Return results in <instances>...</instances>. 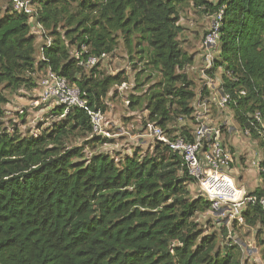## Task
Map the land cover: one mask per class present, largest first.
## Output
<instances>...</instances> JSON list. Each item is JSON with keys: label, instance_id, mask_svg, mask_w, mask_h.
Listing matches in <instances>:
<instances>
[{"label": "trees", "instance_id": "obj_1", "mask_svg": "<svg viewBox=\"0 0 264 264\" xmlns=\"http://www.w3.org/2000/svg\"><path fill=\"white\" fill-rule=\"evenodd\" d=\"M45 28L38 60L28 18L0 0V119L4 93H31L47 69L78 87L88 106L106 110V99L127 84L125 72L108 75L89 58L112 56L122 44L136 73V91L147 72L159 82L131 96L132 110L147 113L170 136L179 118H192L198 93L185 73L194 57L180 42V8L192 4L213 16L223 11L214 71L238 127L264 152V0H39ZM6 5V6H5ZM137 61V64L135 63ZM144 64V68L138 65ZM202 99L209 94L201 89ZM259 113L263 126L255 120ZM24 115V114H23ZM54 122L39 135L9 132L0 122V264H250L238 245L221 248L217 234L196 222L211 212L180 155L155 143L117 160L86 150L108 144L94 135L80 108L56 106ZM75 139L86 140L73 146ZM257 201L264 189L248 194ZM244 224L264 231V210L247 203ZM227 236L226 230L223 231ZM232 239V238H231ZM264 245V242L262 243ZM264 255V250H263Z\"/></svg>", "mask_w": 264, "mask_h": 264}, {"label": "rangeland", "instance_id": "obj_2", "mask_svg": "<svg viewBox=\"0 0 264 264\" xmlns=\"http://www.w3.org/2000/svg\"><path fill=\"white\" fill-rule=\"evenodd\" d=\"M6 6V5H5ZM180 25L183 28L180 35V42L185 51L194 57V64L186 69L188 77L195 82V91L199 94L204 86L202 78L203 55L212 53L216 58L217 50H206L204 46L205 38L209 33L212 24V16L196 9L192 4H186L180 8ZM43 42L37 40L38 60H40L41 47ZM100 63V69L108 74L115 76L118 73L125 72L128 76L126 87L122 86L111 91L106 99V110L104 111V124L102 126L103 134L99 137L107 139L108 144L97 145L94 149H87L86 156L92 154H106L117 160L126 155H132L136 151L142 154L152 153L155 142L146 138L143 126L146 121L147 113L130 108L129 100L131 96L140 95L149 87L159 82L157 74L147 72L145 76H151V79L141 81L146 86L136 91V73L133 64L123 48L122 44L112 56H107ZM137 64V61H135ZM138 68H144V64L138 65ZM42 74V73H41ZM37 75V82L39 81ZM215 79L221 80V73L217 72ZM38 87V86H37ZM9 103L4 107L5 117L0 119L3 128L9 132L18 129L20 132L29 135H39L43 130L50 128L54 122L48 117L52 106L42 104L38 101V91L27 93L24 91L18 94L4 93ZM49 108V109H48ZM214 106L209 109V119L216 126L223 128L222 141L234 157V162L228 173L234 178L237 187L242 189L246 195L259 189H264V182L260 177L258 166L254 165V160L263 163L264 156L258 140H254L250 135L241 131L235 122L232 111L227 108L219 111ZM24 114V115H23ZM179 129L180 126H177ZM175 134V132L173 133ZM86 140L75 139L73 146H80ZM191 197L199 195L197 184L190 186ZM225 217H219L212 212L199 215L196 222L205 230V235L217 234L219 236V246L223 248L229 245H238L242 250V260L250 264H264V231L260 229L248 228L244 223L231 219L224 220ZM224 230L228 237L224 235ZM232 238V239H231Z\"/></svg>", "mask_w": 264, "mask_h": 264}, {"label": "built area", "instance_id": "obj_3", "mask_svg": "<svg viewBox=\"0 0 264 264\" xmlns=\"http://www.w3.org/2000/svg\"><path fill=\"white\" fill-rule=\"evenodd\" d=\"M9 4L5 10L11 14H20L28 18L32 27V34L36 40L43 42V46H51V38L43 39L46 34L45 28L38 21L40 13L39 0H8ZM223 18V11H219L212 16V24L204 42L206 50H217L219 46V29ZM42 46V47H43ZM41 47V52L43 51ZM107 56L101 58H89L87 67H94L103 61ZM204 68L202 78L209 97L202 99L201 93L197 96L196 111L192 118H179L177 126L187 127L181 131H175L170 136L158 125L149 121L144 123V134L146 138L152 139L155 143H162L169 149L182 157L188 175L196 181L199 188V195L208 200L211 204V212L224 220L238 221L243 224L242 211L249 202H259L264 210V198L257 201L255 197H248L246 193L239 189L235 180L228 173L234 157L227 146L222 141L223 128L214 125L209 119V109L214 106L219 111L229 108L231 102L230 95L223 91L221 80L215 79L214 71L215 58L212 53L203 55ZM38 101L42 104H49L53 108L62 106L68 112L71 108H80L90 117L95 136L103 134L104 112L102 110L91 109L85 100L86 94L78 87L72 86L69 82L51 69H47L39 75ZM127 84L123 86L126 87ZM49 109V108H48ZM218 111V112H219ZM255 120L263 126L259 113L254 116ZM249 135V133H246ZM263 151V150H262ZM264 156V152L262 153ZM254 165L258 166L260 177L264 182V162L254 160Z\"/></svg>", "mask_w": 264, "mask_h": 264}, {"label": "crops", "instance_id": "obj_4", "mask_svg": "<svg viewBox=\"0 0 264 264\" xmlns=\"http://www.w3.org/2000/svg\"><path fill=\"white\" fill-rule=\"evenodd\" d=\"M231 177H232V176H231ZM258 188H259V187H258ZM258 188H257V189H258ZM240 189H241V188H240Z\"/></svg>", "mask_w": 264, "mask_h": 264}]
</instances>
